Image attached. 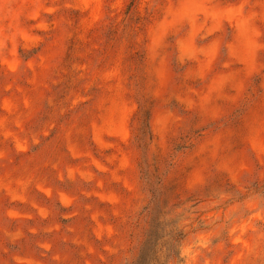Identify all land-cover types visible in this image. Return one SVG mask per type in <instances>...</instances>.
Segmentation results:
<instances>
[{
    "label": "rangeland",
    "instance_id": "1",
    "mask_svg": "<svg viewBox=\"0 0 264 264\" xmlns=\"http://www.w3.org/2000/svg\"><path fill=\"white\" fill-rule=\"evenodd\" d=\"M0 264H264V0H0Z\"/></svg>",
    "mask_w": 264,
    "mask_h": 264
}]
</instances>
